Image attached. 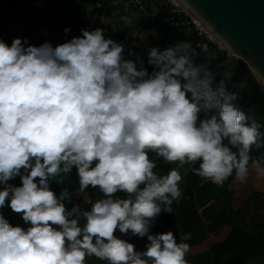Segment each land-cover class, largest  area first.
I'll use <instances>...</instances> for the list:
<instances>
[{
	"label": "clouds",
	"instance_id": "9594fccd",
	"mask_svg": "<svg viewBox=\"0 0 264 264\" xmlns=\"http://www.w3.org/2000/svg\"><path fill=\"white\" fill-rule=\"evenodd\" d=\"M81 33L55 46L0 39V208L8 204L30 224L13 226L0 212V264H87L93 256L189 264L190 232L177 242L172 231H150L181 196L178 168L160 175L156 160L198 162L191 171L218 186L230 178L264 182V155H250L261 145L260 125L236 103L237 86L230 91L225 79L213 86L190 41L152 47L149 72L125 59V46L103 28ZM73 166L79 192L102 193L90 208L68 209V188L57 195L50 187ZM17 176L20 186L9 183ZM117 229L146 236V249L135 250Z\"/></svg>",
	"mask_w": 264,
	"mask_h": 264
},
{
	"label": "trees",
	"instance_id": "16d2710c",
	"mask_svg": "<svg viewBox=\"0 0 264 264\" xmlns=\"http://www.w3.org/2000/svg\"><path fill=\"white\" fill-rule=\"evenodd\" d=\"M147 7L156 14V17L147 20L138 32L135 42L139 49L142 65L151 72L155 66L148 64V51L152 47H158L162 50L178 41H190L192 43V40L186 37L184 33L170 30L161 6L159 7L150 0ZM101 14L102 9L100 8H95L91 13L95 25L94 29L102 26ZM194 22L196 23L195 20ZM83 24L82 21L67 23L65 28H68L69 31L66 33L62 30L64 32L63 40L53 42L43 38L40 44L48 41L55 46L70 40L77 36L76 34L81 31ZM104 29L106 38H112L125 46L124 58L127 59V41L121 28L113 24L105 26ZM209 38L213 40L210 36ZM207 40L204 34L196 38V42L200 43ZM209 45L213 47V50L211 58L207 59L205 54L204 57L201 56V48L193 44L198 53L195 56V63H207L214 73L213 86H215L221 79L226 80L231 58L227 57L226 52L214 42L209 41ZM226 84L230 91H237L238 88L239 96L236 103L242 111L254 118L260 125L259 140L261 145L259 147L253 145L250 155L253 157L264 155V87L259 84L242 60H238V66L232 77L226 80ZM150 155L155 158L154 154ZM156 163L157 167L154 171L158 174L164 175L169 168H178L182 179L178 182L181 188V196L178 200L173 201V213L162 211L151 225L150 231L152 233L171 231L175 226L181 231V236L190 232L191 239L186 241L190 246L186 254L189 264H234L225 261V259L235 256L239 258L242 264L250 259L264 257V190L256 188V181L253 178L243 184L234 182L230 178L229 181L218 186L191 171L192 167L199 166L198 162L185 163L180 166L178 161L169 164L162 159H157ZM9 183L20 186V177L10 179ZM0 187L2 188V185ZM50 187L57 195L64 188H68L72 196L71 201L65 200L68 209H71L73 203L80 204L82 208H90L91 205L88 204V200H95L102 195L98 186H89L85 192H79V177L75 166L70 173H61L54 180H51ZM114 195L126 198L128 194L118 191ZM126 235L129 242L135 245V250L144 251L146 249L148 243L146 236ZM87 264H106V262L93 256L88 257Z\"/></svg>",
	"mask_w": 264,
	"mask_h": 264
},
{
	"label": "crops",
	"instance_id": "0c3cea01",
	"mask_svg": "<svg viewBox=\"0 0 264 264\" xmlns=\"http://www.w3.org/2000/svg\"><path fill=\"white\" fill-rule=\"evenodd\" d=\"M97 8L102 9V26L101 28H105V26L113 25L110 22L105 21V18L109 19V14L113 15L117 14V9L111 6L110 1L106 3H102L103 1L92 0ZM122 16H127L125 20V29L121 28L126 36V46H127V59H132L137 62V66L139 67L141 62V57L139 54L138 46L135 42V38L138 32L143 28L146 24L147 20H151L148 18H141L139 16L134 15L128 10L122 9ZM139 22H137V21ZM77 21L84 22L83 25H87L91 30L94 29V20L91 14H83L80 7V0H13L12 7L8 12L0 14V37L4 33H8L9 31L16 29L24 34V37H27L28 43L32 45L39 46L41 40L43 38L47 40H51L53 42H58L63 40L64 32L62 30L65 29V24L74 23ZM116 25V24H114ZM83 27V26H82ZM82 29V28H81ZM105 32V29H104ZM81 31L76 35H81ZM105 35V34H104ZM106 38V37H105ZM13 39H10L8 42L11 44ZM208 44L206 50L201 48V56L204 57V54L207 59H210L212 56L213 47ZM200 48V47H198ZM227 56V54H226ZM230 57L231 62L227 71L226 77L229 79L232 77L235 69L238 66V60L234 59L233 56ZM194 62H196V58L194 57ZM226 78V80H229ZM1 188V187H0ZM0 212L3 213L5 218H9V222L13 225H19L24 228L26 226H30V224H26L20 213L14 212L8 204H6L3 208H0ZM81 223L83 221L81 220ZM174 235H176L177 240H180L182 237L180 235V230L177 226H175L172 230ZM118 237L122 239H127L128 237L125 233H120L119 229H117L114 233ZM180 237V238H179ZM149 243V242H148ZM88 259V257L86 258ZM255 259V258H254ZM252 259L242 263V264H262L257 261H251ZM225 261L231 262L234 264H241L239 258L231 257L226 258Z\"/></svg>",
	"mask_w": 264,
	"mask_h": 264
},
{
	"label": "water",
	"instance_id": "95a60500",
	"mask_svg": "<svg viewBox=\"0 0 264 264\" xmlns=\"http://www.w3.org/2000/svg\"><path fill=\"white\" fill-rule=\"evenodd\" d=\"M187 1L244 57L238 59L246 63L262 85L254 70L264 79V0Z\"/></svg>",
	"mask_w": 264,
	"mask_h": 264
},
{
	"label": "built area",
	"instance_id": "2783aa9c",
	"mask_svg": "<svg viewBox=\"0 0 264 264\" xmlns=\"http://www.w3.org/2000/svg\"><path fill=\"white\" fill-rule=\"evenodd\" d=\"M109 1L111 6H113L115 9L122 8L126 11L128 10L129 12L141 18L144 17L153 19L156 17V14L151 12L147 7V3L149 0H136L138 2V9L134 8L135 5H130L126 0ZM12 3L13 0H0V14L8 12L12 7ZM160 6L163 8V13L166 15V22L172 32L184 33L186 37L191 38L192 44H196L198 47L203 46L200 47L203 50L207 49L209 41L214 42L219 47V45L215 41L210 40L209 36L194 22L185 8L175 2V0H162ZM80 7L83 14L88 15L91 14L95 10V8H97L96 4L92 0H80ZM82 29L91 30L87 25H83ZM203 34L209 41L207 40L203 43H200L198 41L196 42V38ZM23 36V33L16 29H13L8 33L1 35L0 39L8 42L10 39H14L15 37L23 38ZM225 52L227 56H232L229 52Z\"/></svg>",
	"mask_w": 264,
	"mask_h": 264
},
{
	"label": "bare ground",
	"instance_id": "6f19581e",
	"mask_svg": "<svg viewBox=\"0 0 264 264\" xmlns=\"http://www.w3.org/2000/svg\"><path fill=\"white\" fill-rule=\"evenodd\" d=\"M175 2L185 8L188 14L196 21L198 26L206 34H208L218 45H220L222 49L226 50L235 57L244 59V57L241 56L238 52H235L234 48L231 45L226 43L224 37L218 31H216L215 28L209 22L203 21L202 15L187 0H175ZM254 73L256 74L259 81L263 83L262 86L264 87V79L257 74L256 70H254Z\"/></svg>",
	"mask_w": 264,
	"mask_h": 264
},
{
	"label": "rangeland",
	"instance_id": "374dc122",
	"mask_svg": "<svg viewBox=\"0 0 264 264\" xmlns=\"http://www.w3.org/2000/svg\"><path fill=\"white\" fill-rule=\"evenodd\" d=\"M97 1H103L102 3H106L107 2V4H108V0H97ZM127 2H129V4L130 5H135L134 6V8H136V9H138V2L136 1V0H126ZM150 1V0H149ZM151 1H153L156 5H158L159 7H160V4L162 3V0H151ZM121 10H122V8H120V9H117V14L116 15H113L112 13H111V11H109L110 12V14H109V19H107V18H105V21H107V22H110V23H113V24H116V25H118L120 28H123V30L125 29V27H124V25H125V20L127 19V16H124V17H122L121 19H120V17L122 16V14L121 13H123V11L121 12ZM134 11V10H133ZM135 21H137V20H135ZM137 22H139V21H137ZM208 35V34H207ZM105 37H106V35H105ZM211 40V39H210ZM233 58L234 59H237V60H239L238 59V57H235V56H233ZM231 60H233V59H231ZM257 157H260V156H257ZM250 179H252V178H250ZM249 179V180H250ZM256 188L257 189H259V190H264V182H260V183H257L256 182ZM254 188V187H253ZM255 189V188H254ZM180 235H181V232H180ZM180 238V237H179ZM251 261H257V262H260V263H262V264H264V257H258V258H255V259H252ZM246 262V261H245Z\"/></svg>",
	"mask_w": 264,
	"mask_h": 264
}]
</instances>
